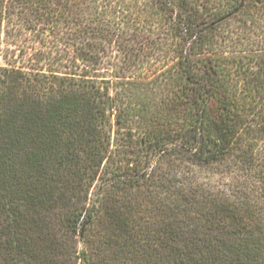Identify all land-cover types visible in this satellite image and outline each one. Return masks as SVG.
<instances>
[{
    "label": "trees",
    "instance_id": "16d2710c",
    "mask_svg": "<svg viewBox=\"0 0 264 264\" xmlns=\"http://www.w3.org/2000/svg\"><path fill=\"white\" fill-rule=\"evenodd\" d=\"M38 38L0 66V264H264V0H0V58Z\"/></svg>",
    "mask_w": 264,
    "mask_h": 264
},
{
    "label": "rangeland",
    "instance_id": "374dc122",
    "mask_svg": "<svg viewBox=\"0 0 264 264\" xmlns=\"http://www.w3.org/2000/svg\"><path fill=\"white\" fill-rule=\"evenodd\" d=\"M48 39L53 40V38H49V37ZM53 44L54 43H52L51 41H42L40 38L32 41L22 39L18 41L16 45L13 46L4 44L2 56L0 58V66L2 67L16 66L25 69L39 68L37 66L46 67L49 64V60L53 62L59 60L60 54L63 51L60 42L56 43V45ZM44 52L52 53V54L50 53L51 54L50 59H46L48 55H46V57H42L41 54H43ZM62 62L64 63L65 61L63 60ZM106 62L110 63V61H106ZM112 62L110 64H112ZM105 66H106L104 67L105 73L103 74L105 78H108L109 77L108 74L110 73L109 71L110 66L108 64H105ZM156 67L159 68L160 67L159 64L154 66L150 63L146 66L144 72L147 73L146 74L147 76H151L152 72L155 71L154 69ZM103 74L100 75L103 76ZM101 79L102 78L100 77V80ZM112 139H113L112 141L113 145L111 146V148L116 154H123V152L127 151L126 147L122 146V144H124V141L122 140V132H120L119 134L116 132L115 124H113ZM98 188L99 185L97 184L92 188L90 192L89 202L93 201L95 197V193L98 191ZM79 247L80 248L82 247L81 244L79 245Z\"/></svg>",
    "mask_w": 264,
    "mask_h": 264
}]
</instances>
